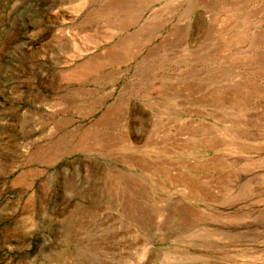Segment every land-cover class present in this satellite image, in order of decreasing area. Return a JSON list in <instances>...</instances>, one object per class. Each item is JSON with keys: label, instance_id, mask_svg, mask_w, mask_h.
I'll use <instances>...</instances> for the list:
<instances>
[{"label": "rangeland", "instance_id": "374dc122", "mask_svg": "<svg viewBox=\"0 0 264 264\" xmlns=\"http://www.w3.org/2000/svg\"><path fill=\"white\" fill-rule=\"evenodd\" d=\"M128 1L0 0V264H264V0Z\"/></svg>", "mask_w": 264, "mask_h": 264}, {"label": "bare ground", "instance_id": "6f19581e", "mask_svg": "<svg viewBox=\"0 0 264 264\" xmlns=\"http://www.w3.org/2000/svg\"><path fill=\"white\" fill-rule=\"evenodd\" d=\"M136 1V0H135ZM142 1V0H141ZM120 2V1H119ZM118 2V4H117V2L114 4L113 3V5H111L108 9H106L105 11H101V10H99V11H96L95 13H94V15H93V17L92 18H102V17H106V18H109V19H113L114 21H115V24H117V26H119V28H124V27H122V24L124 23V26H126L128 23L130 24V20L132 19V16H133V12L134 11H136V9H138V8H141V7H139V6H136V5H138V3L135 5L134 4V0H129L128 2H125V3H122L121 2V4ZM138 2H139V0H138ZM143 2V1H142ZM146 2H144L143 3V5L145 4ZM120 4V5H119ZM142 4V3H141ZM140 4V5H141ZM138 7V8H136V7ZM144 6H146V4L144 5ZM136 8V9H135ZM144 8V7H143ZM137 17V16H136ZM135 17V18H136ZM105 18V19H106ZM122 18V19H121ZM139 18V17H138ZM134 19V18H133ZM92 20V19H91ZM90 20V21H91ZM91 23V22H90ZM89 23V24H90ZM93 30V29H92ZM259 36H257V38H258ZM261 37V36H260ZM255 36L253 37V39H252V42H251V47L253 48V47H255V40L257 39ZM257 41H259V40H257ZM258 44H260L259 42H257ZM119 44L120 43H118L112 50L111 49H109L110 51L108 52V56L107 57H105V59L107 58L108 60H106L107 62L108 61H112V59L114 58V57H116L117 58V56L118 55H116L118 52H117V50H119V49H121V48H124L123 47V45H121L120 44V46H119ZM166 46V45H165ZM256 46H257V44H256ZM259 46V45H258ZM164 47V46H163ZM161 48V47H160ZM165 48V47H164ZM257 48V47H256ZM106 52V53H107ZM165 52V51H164ZM155 53V52H154ZM158 53V52H157ZM163 53V52H162ZM107 55V54H106ZM105 55V56H106ZM158 55H160V54H158ZM158 55H157V57H158ZM156 56V55H155ZM162 56V55H161ZM234 56V55H233ZM237 56V55H236ZM156 57V58H157ZM240 57V56H239ZM210 59V58H209ZM236 60H238V59H236ZM114 61V60H113ZM209 61V60H208ZM212 62V61H211ZM210 62V63H211ZM96 63H98V62H96ZM100 63V62H99ZM98 63V64H99ZM106 63V62H105ZM109 63V62H108ZM93 63H92V59H89V60H87L84 64H83V66H85V68H83V69H85V70H87V68H86V66H89V65H92ZM95 65V64H94ZM81 68V67H80ZM153 68V67H152ZM82 69V68H81ZM82 69V70H83ZM151 69V68H150ZM82 72V71H81ZM85 72V71H84ZM87 74V73H86ZM143 88V87H142ZM152 89V88H151ZM154 89V88H153ZM164 89H167V88H164ZM146 90V89H145ZM159 90L161 91V90H163V87L162 86H160L159 87ZM158 90V91H159ZM159 91V92H160ZM219 102H220V100H219ZM222 103V102H221ZM219 104V103H218ZM236 123V122H235ZM238 124V123H237ZM228 134V133H227ZM232 134V133H231ZM230 134V135H231ZM231 136H233V134L231 135ZM235 138V137H234ZM123 142V147H126V142H128V139L126 140H122ZM211 141V140H210ZM224 142V141H223ZM227 142V141H226ZM220 143V142H219ZM121 144V143H120ZM206 144H207V142H206ZM227 144V143H226ZM99 145V144H98ZM213 145H214V143H213ZM222 145V144H221ZM224 145V144H223ZM97 146V145H96ZM100 146V145H99ZM225 146V145H224ZM98 148V147H97ZM261 163V162H260ZM254 165V164H253ZM262 167V166H261ZM264 176V175H263ZM113 178V177H112ZM115 179H116V177H114ZM257 179V178H256ZM260 179V178H259ZM113 182V181H112ZM111 182V183H112ZM177 182L178 183H180L182 186H184V188H186L187 189V191L189 192V193H191L192 191H195L196 193H197V191L192 187L193 185H192V183H190L187 179H178L177 180ZM256 182V181H255ZM116 183H117V185H119L118 187L119 188H121L122 187V185L123 184H125L124 183V181H122L120 178H118L117 177V179H116ZM247 184V183H246ZM250 184V183H249ZM252 184V183H251ZM248 185V184H247ZM115 186V185H114ZM126 187H127V185H126ZM117 188V187H116ZM244 189V188H243ZM245 190H247L246 188H245ZM244 190V191H245ZM126 191V190H125ZM127 192V191H126ZM123 193V192H122ZM248 193V192H247ZM240 194V193H239ZM238 194V195H239ZM245 194H246V192H245ZM237 195V196H238ZM193 196V195H192ZM192 196H190V197H192ZM194 197V196H193ZM199 197H200V195H199ZM240 197V196H239ZM243 197V196H242ZM195 200V199H194ZM197 200V199H196ZM256 212V211H255ZM195 218V217H194ZM188 220V219H187ZM195 220V219H194ZM239 240V239H238Z\"/></svg>", "mask_w": 264, "mask_h": 264}]
</instances>
